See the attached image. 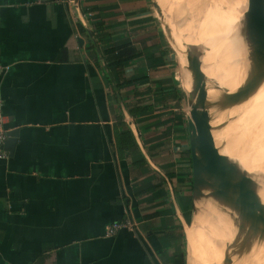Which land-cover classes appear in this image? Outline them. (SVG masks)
Returning <instances> with one entry per match:
<instances>
[{
    "label": "crops",
    "instance_id": "crops-1",
    "mask_svg": "<svg viewBox=\"0 0 264 264\" xmlns=\"http://www.w3.org/2000/svg\"><path fill=\"white\" fill-rule=\"evenodd\" d=\"M0 15L1 114L17 131L0 158V264H176L186 238L188 264L205 226L186 224V91L154 0H0ZM128 44L136 57L108 70L102 50ZM126 130L136 146L121 151Z\"/></svg>",
    "mask_w": 264,
    "mask_h": 264
},
{
    "label": "bare ground",
    "instance_id": "bare-ground-1",
    "mask_svg": "<svg viewBox=\"0 0 264 264\" xmlns=\"http://www.w3.org/2000/svg\"><path fill=\"white\" fill-rule=\"evenodd\" d=\"M248 1L214 0L218 6L217 10H220V8L223 10L228 9V13H225L212 23H208L206 19L201 18L208 13L210 8L207 0H183L182 3H180V0H159V2L164 4L165 9H168L170 12L173 6L177 7L179 4L184 6L186 4L189 11L186 9L183 10L187 14H190V18H194L192 20L194 24L198 22L204 24L202 28L203 32L206 30V27L209 28V26L218 23L214 26L216 30L208 35H205L206 33L202 35L200 31L201 27L195 25L193 26L194 30L192 29L193 33L191 35L189 34L186 38H183V34L185 33H180V29L173 24L177 35L170 38L175 49L181 54L179 56V63L182 68L181 82L185 91L189 92L192 89V77L186 68L188 50L185 48L187 44L200 45L208 49L216 43L214 47L219 48L223 54H228L232 51L226 57L224 55H219L218 57L212 50L206 51L205 53L203 51L200 53L201 63L208 65L215 57L220 62L228 60L230 61L229 64L233 66L231 69L232 72L230 71L232 77L237 83H244L247 76L248 61L246 59L247 51L241 33L246 24L242 14L246 10ZM237 2H239L238 5H236ZM234 5H236L235 18L229 15ZM164 11H162L163 18L165 17ZM177 12L179 13V11ZM166 24L171 26L172 21L170 22L168 19ZM208 99H217L209 86ZM236 106L226 108L227 111L225 109L219 110L218 108L210 111L213 115L212 125L219 127L213 130V137L216 146L220 149V153L228 156L246 171L248 179L250 178L255 184L257 197L264 204V198L261 196L264 192V81L253 96L244 103ZM219 144L222 145L219 147ZM204 208H207L206 214L210 221L202 215ZM230 213L232 214L229 209L223 208L212 200L196 202L194 221L197 222L202 217L201 222L208 231L199 224L189 231L190 256L188 264H223L227 246L233 241L237 230ZM205 230L206 233L204 232ZM229 253L231 255V250ZM231 264H264V243H254L250 253L242 257L231 256Z\"/></svg>",
    "mask_w": 264,
    "mask_h": 264
},
{
    "label": "water",
    "instance_id": "water-1",
    "mask_svg": "<svg viewBox=\"0 0 264 264\" xmlns=\"http://www.w3.org/2000/svg\"><path fill=\"white\" fill-rule=\"evenodd\" d=\"M154 6L162 21V8L155 1ZM243 18L246 24L241 36L247 51L248 70L244 83L234 92L216 86L219 95L216 100H209L200 54L190 48L187 51L186 68L192 77V89L188 92L189 98L186 93V98L190 107L187 130L192 163L193 211L195 214L196 201L212 200L232 212L230 216L237 230L227 246L223 264H231V256L242 257L250 253L254 243H264V204L257 197L255 184L248 179L246 171L220 153L213 137V130L219 127L212 125L210 112L214 108L224 110L244 103L264 81V0H249ZM165 32L168 35L166 29ZM168 38L175 55L176 49L169 35ZM16 135V130L6 133L8 139L4 149H14Z\"/></svg>",
    "mask_w": 264,
    "mask_h": 264
},
{
    "label": "rangeland",
    "instance_id": "rangeland-1",
    "mask_svg": "<svg viewBox=\"0 0 264 264\" xmlns=\"http://www.w3.org/2000/svg\"><path fill=\"white\" fill-rule=\"evenodd\" d=\"M154 1L160 5V7L162 8V11L165 10L164 11V16L167 17V18L165 19V17L164 18L162 17L161 19H162L163 22L162 21L161 22L164 24L168 35H170V37H172V38L175 35H177L176 29H175V27H173V24L176 25V27L178 29H180V33H182V34L185 33V34H183L184 37H183V35L180 34V36H182L183 38H186L187 36H189V34L191 35V33H193L192 29L194 30L193 26H195V25L196 26L199 25L201 27L200 31H201L202 35L205 34V33H206L205 35H208L210 33H213L216 30L214 26H216L218 23L212 25L214 28L212 26H209V28L206 27V30L203 32L202 28L204 27V24L202 22H198V23L194 24L192 22V20L194 18H190V14H187L186 11L183 10V9L188 10L186 4L184 6H182V4H179V6H177V7L173 6V8H171L172 11L170 12V11H168V9H165L164 4L159 2V0H154ZM182 2H183V0H180V3H182ZM207 2L209 3V6H210L209 11H208V13L205 16H203L201 18L206 19V21L208 23H210V22L212 23L214 20L222 17L225 13H228V11H227L228 9L227 10H223L222 8H220V10H217L218 6L215 4L214 0H211V1L207 0ZM238 3L239 2H237L236 5H238ZM236 5H234L232 7V9H231L232 12H229V15H232L234 18H235V13H236V10H235ZM246 8H247V6H246ZM177 11H179V13ZM191 12L193 13V11H191ZM183 14H185V15H183ZM243 15H244V13L242 14V16ZM168 19L170 20V22L172 21V25L171 26L168 25L169 29H167V24H166V22H168ZM231 30H233V29H231ZM215 44L216 43H214V46H215ZM214 46L212 45L210 48L206 49V48H204V47H202L200 45L196 46V45H192V44H187L185 49L188 50L190 48L193 51L197 52L198 54L202 53L203 51L205 53L206 51H211L212 50L218 55V57H219V55H221V56L224 55V57H226V56L229 55V53L232 52L231 51L228 54H223V52L220 51L219 48H216ZM180 55H181L180 52L178 50H176L175 60H176L177 66H178L177 67L178 68V75H179V79H180V82H181V71H182V68H181L180 63H179V56ZM217 59L218 58L215 57V59L213 61H211L208 65H204L202 63V70H203V72H204V74L206 76L207 85L212 89V92H213V94L216 97H218V95H219V91H218V89H216V86H219L220 88L228 90L230 92H234L235 90H237V88L239 86L242 85V83H237L236 80L232 77V74H231L232 70L231 69H232L233 66L229 64L230 61L224 60V61L220 62L219 59L218 60ZM213 75H214V77H213ZM221 78H223V79H221ZM240 81H242V80L240 79ZM186 93H187L188 98H189L188 91H186ZM185 110H186V114L189 116L190 107H189V103H188L187 98L185 100ZM225 110L227 111V109H225ZM221 145L222 144H219L218 146L220 147ZM263 195H264V192L261 194V196L263 197ZM191 213L192 214H191V216H189V219L186 220V224H188L187 228L194 224V213H193V210H192ZM185 243H186L185 244V252H186V259H187V255H188V241H187V238L185 239Z\"/></svg>",
    "mask_w": 264,
    "mask_h": 264
},
{
    "label": "trees",
    "instance_id": "trees-1",
    "mask_svg": "<svg viewBox=\"0 0 264 264\" xmlns=\"http://www.w3.org/2000/svg\"><path fill=\"white\" fill-rule=\"evenodd\" d=\"M79 25H80L81 31L85 32L81 23ZM102 54L106 61V66L108 70L110 69L111 71L120 69V67H122L124 62L134 59V57H136L137 55V53H135L134 49L130 47L129 44L123 45V46L106 47L102 50ZM185 118H186V125H187V117L185 116ZM120 139L121 140L119 142V148L121 151L130 149L131 147L136 146L134 136L130 130L121 132ZM191 204H192L191 208H193L192 201H191ZM176 264H186V252L184 253L183 256L180 255L178 257Z\"/></svg>",
    "mask_w": 264,
    "mask_h": 264
},
{
    "label": "built area",
    "instance_id": "built-area-1",
    "mask_svg": "<svg viewBox=\"0 0 264 264\" xmlns=\"http://www.w3.org/2000/svg\"><path fill=\"white\" fill-rule=\"evenodd\" d=\"M1 16V15H0ZM1 109H2V104L0 102V158H6L7 157V151L4 149V141L6 138V132L3 127V117L1 114ZM186 117L188 115L186 114ZM132 222L128 219H124L121 221H116L111 223L110 225L107 226L106 228V235L107 236H114L116 235L121 229L123 228H129L133 227Z\"/></svg>",
    "mask_w": 264,
    "mask_h": 264
}]
</instances>
